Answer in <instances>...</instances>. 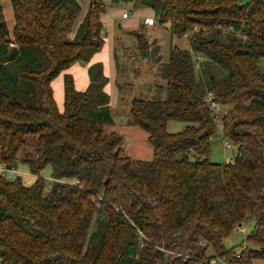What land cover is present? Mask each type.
<instances>
[{
	"label": "trees",
	"instance_id": "16d2710c",
	"mask_svg": "<svg viewBox=\"0 0 264 264\" xmlns=\"http://www.w3.org/2000/svg\"><path fill=\"white\" fill-rule=\"evenodd\" d=\"M10 2V29L0 4V163L8 171L20 160L35 180L0 173V264H196L208 249L232 264L264 260V0H109L152 9L189 42L155 60L165 97L131 100L127 123L147 133V160L105 130L113 114L100 62L83 91L64 74L62 110L53 96L52 80L103 46L106 3L91 0L75 28L79 0ZM170 120L186 126L170 133ZM217 125L237 146L232 162L208 158ZM249 217L236 257L223 239Z\"/></svg>",
	"mask_w": 264,
	"mask_h": 264
},
{
	"label": "rangeland",
	"instance_id": "374dc122",
	"mask_svg": "<svg viewBox=\"0 0 264 264\" xmlns=\"http://www.w3.org/2000/svg\"><path fill=\"white\" fill-rule=\"evenodd\" d=\"M106 3V0H103ZM84 0H81L80 5L83 7ZM126 7V10L130 11L129 21L137 22L138 16L144 11H135L132 3L123 4L121 7ZM107 7V3H106ZM135 11V12H134ZM119 22H121L119 20ZM128 23V22H127ZM117 25V24H116ZM155 30H145L144 31V41L145 47H138V40L136 35L127 27L114 28V31L108 29V35L110 38L113 37L115 41V58L117 65V86L119 87V102L117 105L113 106L112 112L115 119L124 120L129 118V107L131 103V97L134 98H147V99H161L165 97L164 82L158 77H144L145 71L148 70L152 64L155 62L156 58H160L163 62L167 59L168 51L170 46H178L179 48L189 49L188 39L184 37H177L172 35L168 28L164 25L159 24L156 21ZM122 26V25H121ZM104 37L107 36L106 28L104 27ZM155 39L154 44L147 45L148 40ZM153 47L156 49L150 51ZM54 95L56 96L55 101L59 108H62V103L58 101V90L55 88ZM132 95V96H131ZM186 123L178 120H170L167 123V131L170 133H175L182 131ZM228 142L230 147L226 148L224 143ZM237 154V146L226 140L223 135L220 126L217 125L213 135L211 136V145L208 158L212 162L223 163L231 162L234 156ZM15 170L19 171L23 175H17L21 177L22 182L25 185H30L35 180L33 176H30L29 169L27 165L23 164L18 160L15 165ZM12 171L4 172L6 179L14 180L15 175L11 173ZM51 167L47 165L41 171V176L44 178L46 183L47 192L51 180ZM30 183H29V182ZM254 218L249 217L242 222L241 227H244L245 233H237L233 231L223 239V244L225 247L230 248L232 246H237L239 248L240 244L244 241L246 234H249L254 226ZM236 248V249H237ZM240 249V248H239ZM207 254L209 256V264H223V259L218 257H213L212 252L208 249ZM196 264H206V262H198ZM252 264H264V260H253Z\"/></svg>",
	"mask_w": 264,
	"mask_h": 264
},
{
	"label": "crops",
	"instance_id": "0c3cea01",
	"mask_svg": "<svg viewBox=\"0 0 264 264\" xmlns=\"http://www.w3.org/2000/svg\"><path fill=\"white\" fill-rule=\"evenodd\" d=\"M90 1L91 0H84L83 7L82 5H80L81 11L77 17L75 28L81 21L84 13L87 10V7ZM105 2L107 3V7L105 9V12L101 14L100 18H101V22L103 23V26L106 28L107 36L104 37V44L101 47V49L91 57L88 64L75 63L71 67L64 70L62 73H60L51 82L53 92L55 88H57L58 90L57 99L60 103H62V105H63V76L64 74H70L73 77L75 89L79 91H83L87 88L89 84L88 66L90 64L100 62L103 65V71L108 80L104 89L109 94V104L112 110L113 106L117 105L119 102L120 91H119V87L117 86L118 69L116 65V58H115V52H114L115 41L113 37L110 38V34L108 35V29H109V33L110 31H114V28H116L117 25L118 27H122V28L127 27L133 33L139 30H142L144 32L145 30H155L156 29V25H155L156 23L150 26L145 25L143 23L144 17L155 16L152 9L146 8V7L135 8V11H142L145 9L147 10V12L142 11L143 13H141L138 16L137 22L131 23L129 21V16L126 18H123L121 16L122 12L126 10L127 6L121 7L122 5H111L109 0H106ZM79 3H81V0H79ZM0 4H1L3 19L5 20L8 29H10L13 25V12H12V7H11V2L10 0H0ZM119 20L121 22H119ZM185 38L187 39V37ZM155 42H156L155 39L148 40L147 45L155 43ZM144 74H145L144 77L151 76L154 78L158 77L161 79V76L158 74V68L155 65V62L152 64V66L148 70L145 71ZM53 96L56 98L54 93H53ZM132 98L134 97L132 96L131 99ZM59 109L62 110V108H59ZM128 119L129 118H125L124 120H121V119L117 120L115 119L114 114H113V123L110 125H106L105 130L108 132L115 131L123 137L124 151L130 157L134 159H138V160L150 159L152 157V148L147 140V133L145 132V130H143L142 128L138 126L129 125L127 123ZM8 171H12L11 173L15 176L23 175L22 173H24V171L20 173L19 171L15 169H10ZM30 176H33L35 179L34 175L31 174ZM7 180L11 181V179H7ZM66 181H71V180H66Z\"/></svg>",
	"mask_w": 264,
	"mask_h": 264
},
{
	"label": "built area",
	"instance_id": "2783aa9c",
	"mask_svg": "<svg viewBox=\"0 0 264 264\" xmlns=\"http://www.w3.org/2000/svg\"><path fill=\"white\" fill-rule=\"evenodd\" d=\"M130 14H131L130 11L125 10L124 12H122L121 16L123 18H126ZM143 23L145 25H148V26L154 25L156 23V19L154 16H146L143 18ZM205 101L207 102L209 109L212 111V115L214 116L215 122L218 123V125H220V117H221V113H222L220 104L215 100V98L213 97V95L211 93H208L206 95ZM224 146L226 148H228V147H230V144L228 142H225ZM4 172H7V169L3 164L0 163V173H4ZM234 231H236L237 233H245V229H244V227H241V224L234 227ZM242 247H245V243H243ZM160 249L164 250L162 247H160ZM240 250H241V248L236 251V254H235L236 257L240 256ZM222 262H223V264H232V263H228L226 261H222ZM209 263H210L209 261L206 262V264H209Z\"/></svg>",
	"mask_w": 264,
	"mask_h": 264
}]
</instances>
